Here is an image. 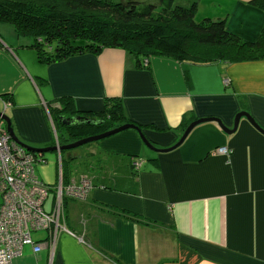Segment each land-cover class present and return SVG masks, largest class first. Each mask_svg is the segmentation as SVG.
I'll return each mask as SVG.
<instances>
[{"label":"crops","instance_id":"crops-1","mask_svg":"<svg viewBox=\"0 0 264 264\" xmlns=\"http://www.w3.org/2000/svg\"><path fill=\"white\" fill-rule=\"evenodd\" d=\"M253 1L177 3L197 2V21L225 20L229 33L252 45L264 31V9ZM1 32L0 111L31 147L57 142L48 107L59 108L63 97L73 100L74 115L94 117L109 99H119L158 149L180 140L183 122L202 118L233 129L237 114L246 111L264 130V47L248 49L255 58L235 62L153 55L139 68L129 52L106 49L46 66L25 52L29 42L10 44ZM221 147L231 153L210 155ZM77 154L70 180L89 178L88 197L67 200L61 227L34 231L42 232L32 234L41 251L26 247L14 264H264V135L246 118L233 135L217 123L200 124L169 153L150 151L129 129ZM137 157L145 161L139 171L132 167ZM46 158L37 174L58 184V156Z\"/></svg>","mask_w":264,"mask_h":264},{"label":"trees","instance_id":"trees-1","mask_svg":"<svg viewBox=\"0 0 264 264\" xmlns=\"http://www.w3.org/2000/svg\"><path fill=\"white\" fill-rule=\"evenodd\" d=\"M252 4L264 9V0H254ZM196 13L197 2L185 7L177 0H0V23L14 25L19 37H30L33 42L27 48L35 50L38 61L46 66L76 56L99 55L106 49L129 52L139 68H147L146 61L153 55L200 64L216 60L235 62L255 58L248 49L264 47V31L251 45L229 33L225 20L197 22ZM187 41L215 53L210 58H197L186 50ZM57 102L60 107H53L50 112L57 121L61 145L132 123L119 99H109L95 117L74 115L73 100L69 97ZM61 116L99 123L68 127ZM187 126L188 122H183L182 129ZM63 128L68 139L60 135ZM69 153L61 155L64 184L70 182L73 171L72 159L66 157ZM35 156L40 161L45 154Z\"/></svg>","mask_w":264,"mask_h":264},{"label":"built area","instance_id":"built-area-1","mask_svg":"<svg viewBox=\"0 0 264 264\" xmlns=\"http://www.w3.org/2000/svg\"><path fill=\"white\" fill-rule=\"evenodd\" d=\"M227 80L224 79L225 85L229 84ZM229 154L227 147L213 152V155ZM38 160L34 153L12 141L0 123V264H14V259L22 256L28 246H32L35 252L41 251L42 244H34L33 232L58 230L63 216V196L81 199L91 189L90 182L85 179L80 183L70 181L64 184L60 164L55 197L51 207L47 208L53 187L37 174L38 165L48 162L46 156ZM139 162V159L133 162L136 169ZM52 242L55 243V239Z\"/></svg>","mask_w":264,"mask_h":264},{"label":"water","instance_id":"water-1","mask_svg":"<svg viewBox=\"0 0 264 264\" xmlns=\"http://www.w3.org/2000/svg\"><path fill=\"white\" fill-rule=\"evenodd\" d=\"M61 120L63 121V123L68 126V127H75L77 125H79L80 123H87V124H98L99 121H95V120H82L81 117H74L72 118V120H68L65 116H61L60 117ZM242 118H246L247 121L255 128L257 129L261 134L264 135V130L256 123L255 119L253 118V116L249 113H247L246 111H242L239 112L235 118V122H234V127L233 129H231L230 127H227L220 119L218 118H202V119H197L196 121H193L192 123H190L187 128L185 129L182 137L180 138V140L172 147L167 148V149H158L155 147V144L152 143L149 139H147V137L145 136L144 132L141 130V127L135 123H128V124H124L121 125L113 130L107 131L105 133L99 134V135H95V136H90L87 138H83L77 141H74L72 143L63 145V146H50V147H44V148H35V147H31L29 145H26L24 143H22L15 135L13 128H12V123L9 119V117L5 114L4 111H0V119H3L6 123V127L7 130L10 134V137L13 139L14 142H16L17 144L21 145L22 147H24L25 149H27L29 152L32 153H53L56 151H70L82 146H85L87 144H91L94 143L96 141L99 140H103L106 139L108 137H111L113 135H116L120 132H123L125 130H129V129H133L136 130L143 142V144L152 152L155 153H169L172 152L174 150H176L177 148H179L184 141L188 138V136L190 135V133L193 131V129L197 126H199L200 124H204V123H217L218 126L225 132V134L228 135H233L237 130H238V126H239V122ZM213 151L210 152V155L212 154ZM140 160V157H137L134 159V162L136 160ZM142 161V160H141Z\"/></svg>","mask_w":264,"mask_h":264},{"label":"rangeland","instance_id":"rangeland-1","mask_svg":"<svg viewBox=\"0 0 264 264\" xmlns=\"http://www.w3.org/2000/svg\"><path fill=\"white\" fill-rule=\"evenodd\" d=\"M144 1H153V2H157L158 0H144ZM102 18V17H101ZM104 19L102 18V20L101 21H103ZM105 21V20H104ZM197 22H199V21H197ZM0 31H2L1 32V34H2V36H3V38L5 39V41L6 42H9L10 44H12L13 42H16L18 39H20L21 40V42H24V43H28L29 42V44H32V39L30 38V37H19L18 35H17V33H16V29H15V27H14V25H12V24H8V23H0ZM28 44V45H29ZM186 50L187 51H190V53L191 54H194L195 55V57H197V58H210L214 53H215V50H213V49H209L208 47H205V46H201V45H199L197 42H191V41H187L186 42ZM25 52L28 54V55H32V56H34V57H36V51L35 50H33V49H26L25 48ZM38 60V59H37ZM40 64V63H39ZM227 81H229V83H230V80L228 79ZM225 84V83H224ZM229 85V84H228ZM49 108V111H50V109L51 108H53V107H48ZM51 116H52V114H51ZM52 121L55 123V125H56V127H58V125H57V121L53 118V116H52ZM196 121V120H195ZM0 123L2 124V126L7 130V127H6V123H5V121L3 120V119H0ZM8 131V130H7ZM63 131V130H62ZM61 131V132H62ZM9 133V132H8ZM59 133H60V130H59ZM11 140L13 141V139L11 138ZM100 141V140H99ZM74 142V141H73ZM97 142V141H96ZM96 142H94V143H96ZM69 143H72V141H70ZM93 143V144H94ZM89 145H92V144H87V145H85V146H82V147H79V148H76V149H73V150H71V153H69V154H67V158H71L72 159V166L74 167V168H76V162L75 161H77L78 159L77 158H79V154H77V153H80L81 151H83V149H84V147H89ZM220 149V148H219ZM217 150V149H216ZM215 150H213V152H214ZM213 152H212V154H213ZM229 153H231V151L229 150ZM34 154H38V155H41L42 153H34ZM49 155V154H48ZM142 160V161H141ZM140 161L141 162H139V166H138V169H136L135 168V166L133 165L132 167H133V169H135L136 171H139V169H140V167L142 166V164L145 162L144 161V159H142V158H140ZM60 164L62 165V161H60ZM39 165H41V163L39 164ZM38 165V166H39ZM86 165V164H85ZM84 165V166H85ZM84 178H86V177H84ZM84 178H82V179H84ZM80 182H81V180H80ZM80 182H77V183H80ZM49 184V183H48ZM49 186L50 187H53L52 188V190L50 191V195H49V199L47 200V203H46V206H47V208H50L51 207V204H52V202H53V200H54V197H55V186H56V183H54V184H49ZM93 187V185L91 186V188ZM90 191H91V189H89L87 192L88 193H86V195L85 196H83V198H81V199H77V198H72V197H65L63 200H62V205H63V208H62V213H63V216H62V218H65L66 217V207H67V204H66V201L67 200H69V199H76V200H78V201H85V199L88 197V195H89V193H90ZM65 216V217H64ZM61 221H62V219H61ZM61 223V222H60ZM52 230H55V231H57V229H55V228H53ZM40 235H42V232L41 233H33V237L35 238H37L38 236H40ZM28 247H32V246H28ZM32 249H33V247H32ZM33 251H34V249H33ZM35 252V251H34ZM18 258V257H17ZM15 260V259H14Z\"/></svg>","mask_w":264,"mask_h":264},{"label":"flooded vegetation","instance_id":"flooded-vegetation-1","mask_svg":"<svg viewBox=\"0 0 264 264\" xmlns=\"http://www.w3.org/2000/svg\"><path fill=\"white\" fill-rule=\"evenodd\" d=\"M7 131V130H6ZM8 132V131H7ZM8 135H9V137H10V134L8 133ZM10 139H11V137H10ZM52 146H63V145H61L60 144V142L57 140V142H55ZM50 147V146H49ZM71 151V150H70ZM62 152H64V151H62ZM62 152H60V151H56V152H53V153H55V154H57V156H58V159H59V161H62ZM42 154H45V156H47L48 154H50V153H42ZM60 164V163H59ZM62 179H63V173H62ZM85 180H87L88 182H90V184H91V186H92V183H91V181H90V179L89 178H84ZM82 180V179H81ZM70 181H72V180H70ZM64 183V182H63ZM63 195H64V192L62 193ZM65 198V196H63V199Z\"/></svg>","mask_w":264,"mask_h":264},{"label":"bare ground","instance_id":"bare-ground-1","mask_svg":"<svg viewBox=\"0 0 264 264\" xmlns=\"http://www.w3.org/2000/svg\"><path fill=\"white\" fill-rule=\"evenodd\" d=\"M7 102V101H6ZM77 150V149H76ZM65 152V151H64Z\"/></svg>","mask_w":264,"mask_h":264}]
</instances>
